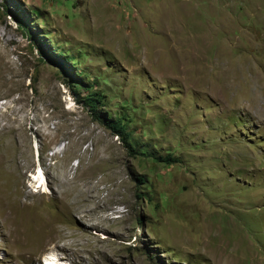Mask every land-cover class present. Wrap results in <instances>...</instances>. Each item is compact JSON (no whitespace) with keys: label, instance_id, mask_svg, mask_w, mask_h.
I'll use <instances>...</instances> for the list:
<instances>
[{"label":"rangeland","instance_id":"1","mask_svg":"<svg viewBox=\"0 0 264 264\" xmlns=\"http://www.w3.org/2000/svg\"><path fill=\"white\" fill-rule=\"evenodd\" d=\"M50 254L264 264V0H0V264Z\"/></svg>","mask_w":264,"mask_h":264},{"label":"trees","instance_id":"2","mask_svg":"<svg viewBox=\"0 0 264 264\" xmlns=\"http://www.w3.org/2000/svg\"><path fill=\"white\" fill-rule=\"evenodd\" d=\"M87 91V96L84 98L80 97L83 102V106L88 109L91 116L98 121L100 124L108 127L113 133H115L118 136L123 137L126 139L128 137V125L125 121V119L116 118V119H102L100 112H99V106L103 104V101L105 100V97L102 96L98 92H94L92 89V86L85 87ZM80 95V94H79Z\"/></svg>","mask_w":264,"mask_h":264},{"label":"bare ground","instance_id":"3","mask_svg":"<svg viewBox=\"0 0 264 264\" xmlns=\"http://www.w3.org/2000/svg\"><path fill=\"white\" fill-rule=\"evenodd\" d=\"M37 183H39V185H40L39 187L40 188H43L44 184H46V183H44V176H43V172L42 171L39 172V178L37 179ZM65 213H68V212H65ZM52 240H54V238ZM54 259H55L54 254H50V255L46 256L45 262H47V264L48 263L49 264H53L54 261H55Z\"/></svg>","mask_w":264,"mask_h":264}]
</instances>
